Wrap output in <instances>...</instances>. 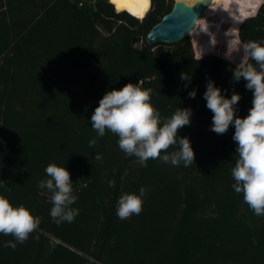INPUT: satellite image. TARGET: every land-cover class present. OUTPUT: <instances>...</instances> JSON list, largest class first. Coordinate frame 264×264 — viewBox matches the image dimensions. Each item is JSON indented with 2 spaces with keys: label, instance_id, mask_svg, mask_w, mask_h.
I'll return each mask as SVG.
<instances>
[{
  "label": "trees",
  "instance_id": "16d2710c",
  "mask_svg": "<svg viewBox=\"0 0 264 264\" xmlns=\"http://www.w3.org/2000/svg\"><path fill=\"white\" fill-rule=\"evenodd\" d=\"M173 3L151 0L138 17L111 0H0V195L40 218L15 249L4 246L14 238L0 234V264H264V216L232 188L234 128L212 132L203 98L212 80L228 98L240 94L236 114L244 117L252 92L243 79L233 81L238 65L195 56L190 37L169 48L146 42ZM239 33L244 43H264V2ZM248 63L255 65L249 56ZM140 80L162 119L179 107L192 110L179 131L195 152L190 166L159 159L141 166L116 135L93 130L103 95ZM50 163L71 173L79 209L72 222H54L51 193L38 188ZM141 187L142 212L119 219V197Z\"/></svg>",
  "mask_w": 264,
  "mask_h": 264
},
{
  "label": "clouds",
  "instance_id": "9594fccd",
  "mask_svg": "<svg viewBox=\"0 0 264 264\" xmlns=\"http://www.w3.org/2000/svg\"><path fill=\"white\" fill-rule=\"evenodd\" d=\"M244 52L255 62L240 65L233 71V81H246V89L252 92L251 107L248 114H236L241 96L233 92L228 98L215 82L208 80L203 98L211 111V131L224 135L230 127L234 128L232 140L238 155L232 168L235 181L232 188L242 194L243 201L257 216H264V43L248 41L243 44ZM181 79L190 81L191 77L181 73ZM143 81L127 83L122 88L106 92L99 100L91 115L90 123L98 137L106 131L118 137L119 149L129 157L134 156L141 166H147L149 159H159L163 163L185 167L195 161V152L188 137H181L179 131L190 125L192 110L178 108L171 117L163 118L151 103L152 89L143 88ZM187 86V85H186ZM196 97V90L189 93ZM96 145V139L89 141V147ZM170 148L175 150L169 152ZM97 161L101 154L95 156ZM47 179L38 183V188L51 193L50 216L57 224L72 222L79 209L72 207L77 196L73 193L71 173L66 167L50 163L45 168ZM114 182L109 181V186ZM0 187H3L0 184ZM146 189L141 187L139 194L124 193L117 202L116 215L119 219H129L143 210ZM40 218L24 205L14 206L4 195H0V234L12 236L5 247L15 249L17 243H24L37 230Z\"/></svg>",
  "mask_w": 264,
  "mask_h": 264
},
{
  "label": "rangeland",
  "instance_id": "374dc122",
  "mask_svg": "<svg viewBox=\"0 0 264 264\" xmlns=\"http://www.w3.org/2000/svg\"><path fill=\"white\" fill-rule=\"evenodd\" d=\"M263 2L264 0H215L189 36L195 56L218 55L238 66L242 65L248 55L243 50L240 25L245 18L256 14ZM160 43L157 49L172 45Z\"/></svg>",
  "mask_w": 264,
  "mask_h": 264
},
{
  "label": "water",
  "instance_id": "95a60500",
  "mask_svg": "<svg viewBox=\"0 0 264 264\" xmlns=\"http://www.w3.org/2000/svg\"><path fill=\"white\" fill-rule=\"evenodd\" d=\"M212 2L213 0H196L189 4L185 0H174L171 10L147 32L146 42L173 44L189 37L197 21L206 13Z\"/></svg>",
  "mask_w": 264,
  "mask_h": 264
},
{
  "label": "bare ground",
  "instance_id": "6f19581e",
  "mask_svg": "<svg viewBox=\"0 0 264 264\" xmlns=\"http://www.w3.org/2000/svg\"><path fill=\"white\" fill-rule=\"evenodd\" d=\"M111 1L116 5L118 9L129 10L130 12H132L134 15L138 17H143L146 14V12L149 10L150 4H151V0H111ZM185 1L189 4H192L196 0H185ZM213 2H215V0H213Z\"/></svg>",
  "mask_w": 264,
  "mask_h": 264
}]
</instances>
